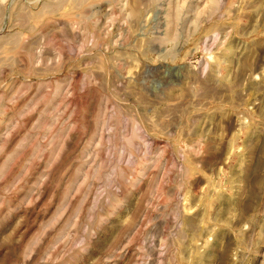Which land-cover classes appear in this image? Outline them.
Listing matches in <instances>:
<instances>
[{"label":"rangeland","instance_id":"1","mask_svg":"<svg viewBox=\"0 0 264 264\" xmlns=\"http://www.w3.org/2000/svg\"><path fill=\"white\" fill-rule=\"evenodd\" d=\"M0 264H264V0H0Z\"/></svg>","mask_w":264,"mask_h":264}]
</instances>
